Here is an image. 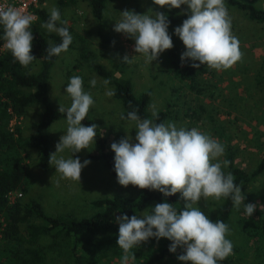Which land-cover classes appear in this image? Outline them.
I'll return each instance as SVG.
<instances>
[{"label":"clouds","instance_id":"9594fccd","mask_svg":"<svg viewBox=\"0 0 264 264\" xmlns=\"http://www.w3.org/2000/svg\"><path fill=\"white\" fill-rule=\"evenodd\" d=\"M160 8L179 9L187 5V18L174 30L183 42L186 51L181 55L182 64L189 59L191 67L199 69L205 65L217 71L228 70L239 62L243 53L240 41L232 32V20L225 0H153ZM35 17L14 6H0V27L3 28V47L23 67H28L37 57L32 55ZM61 19L57 7L49 9V18L41 27L49 33L61 37V43L48 42L49 58L59 56L69 49L73 37ZM170 21L163 12L150 10L139 14L134 10H123L116 21L114 31L133 39L134 51L145 58L146 63L158 60L161 53L173 48L169 34ZM134 58V57H133ZM133 58L123 57V63H131ZM199 63H195V62ZM105 79L103 84L107 86ZM92 87L96 79L90 81ZM71 104L65 108L61 103L59 112L66 114L65 134L56 144V151L49 155V165L56 169L62 179L81 182L82 170L91 161L81 162L73 155L65 158L58 153L66 149L73 154L89 149L96 141V124L85 126L93 97L83 87V79L78 75L70 78L66 88ZM114 95L113 90L106 92ZM153 116L157 112L153 110ZM158 118V117H157ZM121 119L135 122V143L132 137L121 138L111 144L114 156V171L121 186L129 185L140 189L159 191L165 197L179 193L185 202L182 210L165 201L150 207L143 215H123L117 217L119 233L117 244L123 255L121 264H129L136 258L131 250L150 238H167L171 241L169 251L176 253L181 248L178 259L184 264H218L233 253V243L227 238L230 228L223 220L212 221L200 207L203 199L216 201L231 198L233 206L239 210L243 205L244 214L251 217L257 209L253 203L245 204L241 187L235 183L234 175L222 170L228 161H219L225 147L210 134L198 128L188 129L176 123H154L152 119H141L131 111ZM215 161V162H214ZM264 211V206H260Z\"/></svg>","mask_w":264,"mask_h":264},{"label":"rangeland","instance_id":"374dc122","mask_svg":"<svg viewBox=\"0 0 264 264\" xmlns=\"http://www.w3.org/2000/svg\"><path fill=\"white\" fill-rule=\"evenodd\" d=\"M67 4H61L59 0H45V7L49 11L57 7L61 13V19L73 26L72 46L62 52L50 68V76L47 81V93L54 108L59 109L60 103L69 107L71 98L67 95L66 72L73 65L81 62L76 68L83 79L84 90L91 94L94 105L89 110V116L101 127V131L107 140V147L111 149L113 142H119L128 135L135 143V122L121 119V101L106 92L112 90V84H103L106 78L99 76L93 69L95 63L103 64L113 76L127 78L131 81L133 91L138 94L144 90H150L151 96L148 111L164 107L170 99L180 113L179 117L168 119L188 129L198 128L201 132L210 134L218 140L226 150L229 143L237 149L236 161L247 169H253L259 161V152L264 142V21L257 22L248 17L246 11L239 10L226 4L232 20V32L239 38L242 59L228 70L217 71L206 68L199 74L200 85L204 87L199 98L184 85L171 70L169 50L161 53L158 60L146 63L145 58L134 51L133 39L123 33L114 31L115 23L120 19L123 10H134L139 14H145L150 10L165 14L181 15L185 5L179 9L169 10L160 8L153 0H107L104 16L97 20L91 13L86 0H66ZM256 6L263 7L264 0H247ZM183 22V21H182ZM182 22L177 25H182ZM177 26L169 25V34L173 39V48H180L183 53L186 48L183 42L175 35ZM81 35L90 52L86 60H80L81 42L77 38ZM127 55L132 59L131 63H123V57ZM196 63H199L198 61ZM37 67H34L36 70ZM96 79L97 84L92 87L90 81ZM201 103L206 112H210L205 118L198 121L189 120L182 114L187 105ZM8 125L10 128L20 124L23 136L34 132L35 123L38 120L42 105L35 103L26 107L23 115L17 116L10 108ZM210 116L221 121L226 129L228 139H223L210 121ZM166 122V123H167ZM67 128L66 117H60L51 122L48 132L50 138L51 153L56 151V144L65 134ZM93 149V143L89 149L74 153L66 149L59 156L68 158L79 157L81 162L90 160L91 163L82 170L81 182L62 179L56 169L50 165L43 169L36 165L39 154L34 148L27 147L24 159L27 187L21 192V200L36 199L43 205L45 213L49 215H90L94 212L91 200L98 197L112 196L114 194H135V189L121 186L117 178L113 177L101 159L92 158L89 154ZM225 154V152H224ZM224 161V155L218 158ZM215 162V161H214ZM245 196L244 203L257 205L256 210L264 206V171L258 178L246 184L242 189ZM181 202V195L177 193ZM209 199L199 202L198 207L205 213L215 214L218 204ZM247 201V203H246ZM155 206V205H154ZM152 206V207H154ZM150 212V207L140 213ZM259 214L255 211L251 217L244 214L243 205L237 210L235 207L228 219L230 234L227 236L233 243L235 259L232 264H264V256H257L252 250V242L245 234L246 219H257ZM2 226L0 225V233ZM42 243L48 241L43 238ZM238 253H245V257L238 258ZM51 254V253H49ZM176 257V256H175ZM184 263V262H182Z\"/></svg>","mask_w":264,"mask_h":264},{"label":"trees","instance_id":"16d2710c","mask_svg":"<svg viewBox=\"0 0 264 264\" xmlns=\"http://www.w3.org/2000/svg\"><path fill=\"white\" fill-rule=\"evenodd\" d=\"M86 1L92 15L97 20H101L107 0ZM59 2L64 5L69 1L59 0ZM225 4L246 11L252 20L264 21V8L250 1L225 0ZM34 12L36 16L31 28L34 37L32 55L37 58L28 67H23L9 50L5 49L0 54V225L2 226L0 264H121L123 252L117 244L119 224L116 218L123 215L129 217L140 215L149 207L165 201L173 204L180 211L185 202H181L177 194L165 197L159 191L129 185L128 187L135 189L134 195L114 194L94 198L91 200L94 212L82 216L49 215L45 213L40 201L36 199L23 201L22 195L15 197L12 202L8 199V191L23 193L27 187L24 149L27 147L36 149L39 154L36 165L48 169L51 153L48 128L53 120L66 117L65 113H60L59 109L53 107L47 93L50 68L58 56L49 58L46 49L49 41L54 44L61 43V37L41 27L49 18L45 0H39ZM186 13L187 5L181 15L166 14L170 26L179 25L187 18ZM57 26H66L70 34L73 33V26L70 23L61 25L58 22ZM2 37L3 28L0 27V43L4 42ZM77 38L82 44L79 58L83 61L89 57L90 52L84 44V38L81 35H77ZM179 50L180 48L176 47L169 50L171 70L184 84L182 86H186L199 98L204 89L200 85L199 74L206 68L191 67L193 61L190 59L182 64V53ZM35 66L36 70H34ZM80 66L81 62L67 70L66 83H69L72 76L80 73L78 70L73 72ZM93 69L112 84L113 96L121 101L122 114L125 117L129 112L135 111L141 119H152L157 124L179 117L180 111L173 107L175 104L170 99L164 107L156 109L157 116H153V112L148 111L150 90L136 94L129 79L113 76L112 72L101 63H95ZM35 103H40L42 110L35 123L34 132L23 136L20 124H16L12 130L8 125L11 114L7 109L10 108L14 114L20 116L27 106ZM204 112H206L204 106L196 102L194 105H187L182 114L189 120L198 121L203 120L210 113H205L203 117ZM210 121L214 123L215 130L223 135V139L229 138L221 121L213 116H210ZM82 123L85 126L97 125L96 141H93V149L89 155L101 159L109 173L117 178L114 171L115 153L107 147V140L100 125L89 114ZM229 140L224 154V161H228L229 164L222 170L225 174L231 172L235 177V183L242 189L246 184L254 182L264 171V142H261L263 146L260 148L257 165L253 169H247L236 161L237 149L229 143ZM233 209L231 198H222L215 214H205L214 222L220 219L228 223ZM256 212L259 214L257 219L245 220V234L252 242L254 253L261 257L264 256V211L256 210ZM43 238H48V241L42 243ZM170 244L171 241L167 238H161L159 241L150 238L131 250L136 258L130 259L129 264H184L178 259L183 250L178 248L176 253H172L169 251ZM242 257H245V253H238V258ZM234 259L235 256L231 254L218 264H232Z\"/></svg>","mask_w":264,"mask_h":264},{"label":"built area","instance_id":"2783aa9c","mask_svg":"<svg viewBox=\"0 0 264 264\" xmlns=\"http://www.w3.org/2000/svg\"><path fill=\"white\" fill-rule=\"evenodd\" d=\"M39 0H0V6H14L22 9L26 13L36 16L34 7L37 6ZM4 43V42H3ZM3 43H0V54L5 50ZM7 196L10 202L15 200V197L21 196L19 191H8Z\"/></svg>","mask_w":264,"mask_h":264},{"label":"crops","instance_id":"0c3cea01","mask_svg":"<svg viewBox=\"0 0 264 264\" xmlns=\"http://www.w3.org/2000/svg\"><path fill=\"white\" fill-rule=\"evenodd\" d=\"M263 8H264V6H263Z\"/></svg>","mask_w":264,"mask_h":264}]
</instances>
